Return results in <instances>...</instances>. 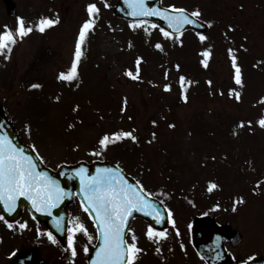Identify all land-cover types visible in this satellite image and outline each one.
<instances>
[{"label": "rangeland", "instance_id": "1", "mask_svg": "<svg viewBox=\"0 0 264 264\" xmlns=\"http://www.w3.org/2000/svg\"><path fill=\"white\" fill-rule=\"evenodd\" d=\"M14 1L15 17L33 31L0 54V103L21 137L51 166L95 157L120 163L173 210L175 224L165 240H149L139 221L131 226L144 250L135 264H192L187 223L202 212L238 227L241 246L264 250V190L259 195L249 185L264 180V126L258 123L264 117V0H162L191 11L199 7L208 23L204 40L192 30L180 40L162 37L148 22L134 29L132 21L112 13L115 0ZM91 3L99 8L95 17L88 11ZM42 16L59 20L41 32L36 25ZM15 17L0 0V32L5 25L15 30ZM90 19L77 77L58 78L70 71L81 26ZM159 39L163 48L156 51ZM229 49L235 50L242 84L235 81ZM134 56L143 58L139 78L127 75L136 67ZM204 58L206 67L200 64ZM181 75L187 100L177 84ZM117 131H132L137 140L99 145L104 134ZM210 181L218 185L211 191ZM232 194L244 198L235 210ZM71 210L73 220L79 214L87 227L80 208L74 204ZM27 222L38 228L32 219ZM75 237L77 256L70 250L67 264H83L91 240L82 232ZM31 242L42 245L43 238L32 232ZM0 258L4 264L5 256Z\"/></svg>", "mask_w": 264, "mask_h": 264}, {"label": "snow or ice", "instance_id": "2", "mask_svg": "<svg viewBox=\"0 0 264 264\" xmlns=\"http://www.w3.org/2000/svg\"><path fill=\"white\" fill-rule=\"evenodd\" d=\"M131 6L133 8V15H159L163 16L170 25H174L176 30L179 31L184 24H196L198 21L196 18L201 16V10L199 7L194 9L191 13L187 9L177 7L176 5H169V8L173 10L172 13L168 12V9H151L146 3V0H131ZM241 7H243L241 5ZM89 14L98 13L99 8L95 3L88 5ZM59 17L52 19L50 17L42 16L36 27L43 32L46 27L54 25L58 22ZM93 20H86L81 26V30L76 43L75 60L72 63L69 72H61L59 74L60 79H66L68 81L74 80L77 73V63L82 55L81 46L85 41L87 31L92 27ZM211 23V22H209ZM145 24L143 20H134L131 23L132 28H137ZM155 26V25H154ZM231 27V26H229ZM5 31L0 32V54H3L5 50L11 52V45L16 43L17 37L23 38V36L33 31L30 24H26L23 17L18 18V27L15 30L9 29L7 25L4 26ZM164 36L171 37L172 32L163 28L160 29ZM200 39H206L203 33H199ZM156 48L162 49L163 46L157 42ZM243 47V46H242ZM233 67L235 68V81L237 84H242L240 66L236 63L237 57L233 55L234 49H229ZM210 55L208 50L204 51V56ZM142 57L136 58V71H127V75L134 78H139L140 63ZM205 67L207 61H202ZM180 65L177 64L176 68L179 69ZM167 77V73H165ZM186 78L180 76L181 95L184 100H187ZM190 84L191 81H188ZM208 83L211 85L212 81ZM31 87H40L39 84H33ZM165 90H170L171 85L165 84ZM234 90L230 89V94ZM236 99H240V94L235 93ZM58 99V97H57ZM264 100V97L261 98ZM126 103V100H125ZM123 111V109H122ZM155 124L156 121H153ZM251 124V121H247ZM258 123L264 126V117H261ZM245 124L244 121L240 122V126ZM71 127V125H70ZM155 134L153 133V136ZM124 137H130L133 141L137 140V137L133 135L132 131H117L111 134H104L99 139V145L103 148H107L109 144H114L118 140H122ZM78 147V146H77ZM94 154H98L93 149ZM81 176L82 191L85 193V200L82 201V206L85 207V211H88L90 215H94L95 221L98 224V230L101 233L100 239L102 244L99 246V250L96 252V257L91 261V264H135L139 259V254L144 251L138 247V237L135 231L129 226L128 219L131 217L134 210L145 212L149 216H153L157 223H163V216L157 210L156 202L150 201V197L153 195L143 183L136 181L135 184L130 183L117 169L104 168L98 169L95 176L89 177L86 175V170L81 168L77 172ZM261 181L257 180L256 184L259 186ZM218 187L215 182H209L208 190ZM253 191H256L254 188ZM65 194L64 189L61 188L59 183L53 180L45 172L37 170L33 159L12 143L11 139L6 135H0V201L3 202L7 211L11 212L15 209L16 202L19 197H27L32 202L33 208L37 212L50 213L52 209L57 206V203L62 199ZM167 195V193H165ZM244 198L239 197L233 204V210L236 208L237 203H243ZM219 207V204L216 205ZM168 216L171 220L172 212L168 210ZM4 219V215L0 213V220ZM60 219L56 218V227L60 228ZM75 226L69 230L68 245L71 250V256L75 258L77 256V248L75 246V240L73 233L82 232L88 236V229L83 222L79 221L77 217ZM175 224L174 220H171ZM9 228H13L14 225L5 221ZM25 224H21L20 227H26ZM125 229L131 233V242L126 239ZM179 230H177L178 233ZM146 237L151 241L159 242L165 240L168 237L167 230H158L152 224H148L145 231ZM49 239L55 242V237L52 232H48ZM161 249L157 248V251ZM84 251L88 252L87 246L84 247ZM251 259V258H249Z\"/></svg>", "mask_w": 264, "mask_h": 264}, {"label": "water", "instance_id": "3", "mask_svg": "<svg viewBox=\"0 0 264 264\" xmlns=\"http://www.w3.org/2000/svg\"><path fill=\"white\" fill-rule=\"evenodd\" d=\"M4 3L7 12L10 14H14L15 13L14 2L12 0H4ZM146 3L150 5V8L153 10L167 9L159 6V0H152V4H149L150 1L146 0ZM113 11L119 15L123 14L125 16H131V17L150 18L155 20L159 24L167 27L169 30L173 32H177L175 26L170 25L169 22L165 20L163 16H159L155 14L134 16L132 14L133 8L131 6V0H118ZM168 12L172 13L173 10L168 9ZM197 21L198 22L196 24H191V23L184 24L181 29L185 27H193L198 30H206L207 25L202 21L199 20ZM0 135H6L7 137H9L13 144H15L18 148L23 149V151L33 159L38 171L47 173L49 177H51L53 180L59 183L61 188L64 189L65 194L63 195L62 199L57 203V206L53 209L54 212L52 213L37 212L33 208L31 200H29L27 197L24 196L18 198L15 206V209L18 211L23 207V205H27L32 210V213L34 214L35 217H37L42 221H45L47 224H49V227L52 229V231L55 232L56 223L54 221H56V218L58 217L56 214H58L59 216H61V218H63V223L65 224L67 217V204L72 199L73 191L76 190L77 193L82 198V200L83 201L85 200V193L82 191V186H81V176L77 174L78 170L83 168L86 170L87 173V172H91L94 169L95 170L102 169L101 165H103L104 162L92 161L88 163L81 160L74 164L62 163L58 165V167L55 170L45 166L36 156L33 150L29 147V145L23 143L20 140L18 133L15 130L13 124L9 119L6 118L3 111V107L1 105H0ZM106 168L117 169L120 172V174H122V172L115 166H109ZM92 175L93 174H91L89 177H92ZM149 199L150 201L156 202L157 210L162 214L160 210V208L162 207L161 203L158 200L154 199L153 197H150ZM0 208L7 211L2 201H0ZM134 215H141L142 217L146 218L150 222V224L154 226L161 227L165 224V220H163V223H157L153 216H149L145 212H141L139 210H134L131 217ZM131 217H129L128 222L130 221ZM50 221H53L54 224H52ZM234 231L235 230L231 229L228 225H219L215 222V220L211 216L205 215V216L197 217L194 220L192 225V241L196 249L204 257H206L211 264H213V261L215 260V258H217V256L215 257L214 253H217L218 255L219 253L218 250L219 249L221 250L223 237L230 236L231 234L234 233ZM100 236L101 233L99 231V241L101 244L102 240L100 239ZM212 250H214L213 254L211 253ZM90 259H91L90 260V264H91V261L93 259L92 257Z\"/></svg>", "mask_w": 264, "mask_h": 264}, {"label": "flooded vegetation", "instance_id": "4", "mask_svg": "<svg viewBox=\"0 0 264 264\" xmlns=\"http://www.w3.org/2000/svg\"><path fill=\"white\" fill-rule=\"evenodd\" d=\"M27 219L28 218L25 216H22L19 220L12 222L11 224L14 225L13 228H9L3 220H0V257L5 256V258H3V261L5 259L4 264H9V260L18 250L23 247L31 246L32 228L28 224ZM25 223L27 226L21 228L20 225ZM241 244L242 239L238 240L236 244H231L228 240L225 241V246L233 258L232 264H245L252 256L264 255V250H253L245 245L241 246ZM60 245L58 244V246H54L50 244L49 250L52 257L45 255L46 257L51 258L55 264H62L63 257H65L63 256L64 251H62V247L65 245H62V247ZM58 253H61L60 257ZM190 258L192 264H194L193 261L196 262L195 264H206L200 256H196L197 261L195 260L194 255ZM259 262L264 264L262 261Z\"/></svg>", "mask_w": 264, "mask_h": 264}]
</instances>
